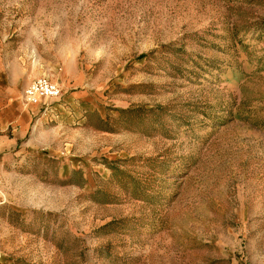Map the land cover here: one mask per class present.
Wrapping results in <instances>:
<instances>
[{
    "label": "rangeland",
    "instance_id": "374dc122",
    "mask_svg": "<svg viewBox=\"0 0 264 264\" xmlns=\"http://www.w3.org/2000/svg\"><path fill=\"white\" fill-rule=\"evenodd\" d=\"M0 264H264V0H0Z\"/></svg>",
    "mask_w": 264,
    "mask_h": 264
},
{
    "label": "built area",
    "instance_id": "2783aa9c",
    "mask_svg": "<svg viewBox=\"0 0 264 264\" xmlns=\"http://www.w3.org/2000/svg\"><path fill=\"white\" fill-rule=\"evenodd\" d=\"M61 90L57 85L46 79H40L32 83L24 91V100L27 106H39L48 101L60 98Z\"/></svg>",
    "mask_w": 264,
    "mask_h": 264
}]
</instances>
